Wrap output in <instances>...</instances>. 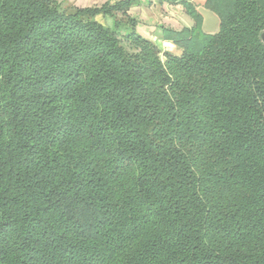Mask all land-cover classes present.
Returning <instances> with one entry per match:
<instances>
[{
  "label": "trees",
  "instance_id": "1",
  "mask_svg": "<svg viewBox=\"0 0 264 264\" xmlns=\"http://www.w3.org/2000/svg\"><path fill=\"white\" fill-rule=\"evenodd\" d=\"M171 1L0 0V264H264V0Z\"/></svg>",
  "mask_w": 264,
  "mask_h": 264
},
{
  "label": "crops",
  "instance_id": "2",
  "mask_svg": "<svg viewBox=\"0 0 264 264\" xmlns=\"http://www.w3.org/2000/svg\"><path fill=\"white\" fill-rule=\"evenodd\" d=\"M68 5L79 8L100 7L104 4H114L123 0H60ZM198 11L199 7H206L207 0H189ZM129 15L137 22L138 32L166 52L181 55L183 49L168 38L171 31H182L193 28L196 19L182 2L171 0H134L128 10Z\"/></svg>",
  "mask_w": 264,
  "mask_h": 264
},
{
  "label": "water",
  "instance_id": "3",
  "mask_svg": "<svg viewBox=\"0 0 264 264\" xmlns=\"http://www.w3.org/2000/svg\"><path fill=\"white\" fill-rule=\"evenodd\" d=\"M198 12L203 17V32L209 35L216 34L222 24L220 16L206 7H199ZM261 39L264 42V31L262 32Z\"/></svg>",
  "mask_w": 264,
  "mask_h": 264
},
{
  "label": "rangeland",
  "instance_id": "4",
  "mask_svg": "<svg viewBox=\"0 0 264 264\" xmlns=\"http://www.w3.org/2000/svg\"><path fill=\"white\" fill-rule=\"evenodd\" d=\"M180 55V54H179Z\"/></svg>",
  "mask_w": 264,
  "mask_h": 264
}]
</instances>
